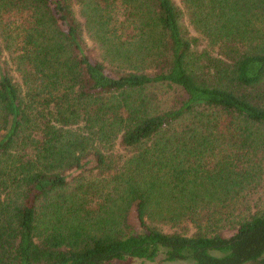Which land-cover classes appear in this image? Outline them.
<instances>
[{
	"label": "trees",
	"instance_id": "1",
	"mask_svg": "<svg viewBox=\"0 0 264 264\" xmlns=\"http://www.w3.org/2000/svg\"><path fill=\"white\" fill-rule=\"evenodd\" d=\"M262 153L264 0H0V264H264Z\"/></svg>",
	"mask_w": 264,
	"mask_h": 264
},
{
	"label": "rangeland",
	"instance_id": "2",
	"mask_svg": "<svg viewBox=\"0 0 264 264\" xmlns=\"http://www.w3.org/2000/svg\"><path fill=\"white\" fill-rule=\"evenodd\" d=\"M176 2L179 5V0H176ZM181 22L183 23L184 28L187 29L192 34L193 33L192 27L186 16L183 17V20ZM227 154H236V148L232 145V143L230 142L214 143L213 154L210 155V153H208L209 156L206 157V162L208 164V169L210 170V172H212L213 174L217 173L216 167L219 164L220 159L222 158V156L227 155ZM260 158L261 160H259L258 163H261L264 167V153H262ZM254 192L256 193H252V195L249 198L250 203H248V205L255 206V208L261 207L264 210V171H263V175L260 174L258 186L254 187ZM241 202L247 204L244 201H241ZM161 229L164 231H168L166 227H161ZM132 264H139V263L132 262ZM169 264H191V263L178 262V263H169Z\"/></svg>",
	"mask_w": 264,
	"mask_h": 264
}]
</instances>
